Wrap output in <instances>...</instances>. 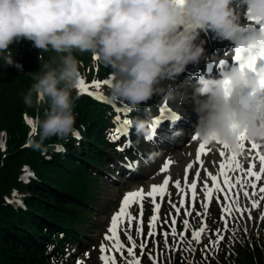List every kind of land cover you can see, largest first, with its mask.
I'll return each instance as SVG.
<instances>
[{
	"label": "clouds",
	"instance_id": "obj_1",
	"mask_svg": "<svg viewBox=\"0 0 264 264\" xmlns=\"http://www.w3.org/2000/svg\"><path fill=\"white\" fill-rule=\"evenodd\" d=\"M239 7L264 26V0H0L2 65L22 69L9 49L21 38L59 56L56 66H42L22 97L23 104L38 113L28 145L38 151H62V145H45V141L53 137L66 141L78 134L73 108L79 93L73 92L81 77L74 51L90 53L110 67L111 98L138 111L141 104L170 91L172 84L164 82L175 81L186 65L204 56V42H196L197 25L219 41L234 39L240 28ZM182 25L191 26V31ZM260 50H264V31L259 28L236 41L234 57L247 59ZM262 79L264 64L259 61L255 72L243 71L236 61L218 79L201 78L194 93L198 121L193 136L235 149L237 133L243 132L249 142L264 144ZM129 123L138 135L145 132L146 121Z\"/></svg>",
	"mask_w": 264,
	"mask_h": 264
},
{
	"label": "trees",
	"instance_id": "obj_2",
	"mask_svg": "<svg viewBox=\"0 0 264 264\" xmlns=\"http://www.w3.org/2000/svg\"><path fill=\"white\" fill-rule=\"evenodd\" d=\"M73 55L86 84L111 79L113 70L90 53L74 51ZM43 65H22L19 70L0 66V264H76L77 259H68L67 254L76 246L83 249L79 226L86 220L83 214L93 212L94 170L104 168L110 159L104 151L112 150L117 157L127 152L120 150L122 136L110 139L120 127L116 108L124 102L97 97V89L109 94L108 85L103 83L99 88H89L92 95L73 92L74 96L79 93L73 108L78 137L45 141V145H62L64 150L38 151L28 145L31 125L27 120H33L38 113L35 107H26L22 97ZM44 107L39 109L41 118ZM132 117L146 120L143 112L134 111ZM209 222L200 244L192 245L196 251L184 252L187 246L181 244L180 250L169 252V264H264L263 227L250 240L240 230L230 228L235 238L226 232L218 250L202 253L209 239H215V230L223 229L219 216L213 215ZM158 236L159 252L164 254V240L161 233Z\"/></svg>",
	"mask_w": 264,
	"mask_h": 264
},
{
	"label": "rangeland",
	"instance_id": "obj_3",
	"mask_svg": "<svg viewBox=\"0 0 264 264\" xmlns=\"http://www.w3.org/2000/svg\"><path fill=\"white\" fill-rule=\"evenodd\" d=\"M204 30L209 31L206 28H204ZM200 33L201 32H199V34ZM212 42H216L217 44L226 43V41H219L218 39L214 38L212 39ZM9 49L13 54L14 61L26 67H28L32 63L50 64L59 61L58 54L53 50L49 49L47 52H43L42 50L35 48L32 41L23 38H21L19 42L14 41L13 44L9 46ZM202 62V60H199V62L189 63L188 65H186L185 70L194 68L206 70L207 65L205 64V62ZM190 64L193 66H191ZM0 66L4 68L5 65H2V62H0ZM185 70L175 81L164 82L165 85H168L169 83L172 84L169 92L161 95H156L146 104L140 105L138 112H143V114L146 115L148 123L150 116L155 114L162 103H167L168 106H170L174 111L178 112L180 116L183 115V113L180 112L181 106L176 105L175 102L171 101L167 97H174V99H179V101H188V96H190L191 93H193L192 95H194L195 89L199 86L198 80L195 77H191L190 74H187ZM94 94L102 99H106L109 101L111 100V96L102 89H97ZM184 106L188 110V119H192L194 122H197L198 114L196 113V111L191 106ZM116 112L117 116L120 117L119 122L121 124V128H124V120L130 121L132 119H135L134 117H132V113L134 112V110H131L130 106L126 103H124L120 108H116ZM179 123L172 129V132H161L153 142H145L143 140L147 135L146 130H149L150 125L145 129V132L143 134L138 135L136 133V130H134V137H132L126 134L129 133L130 129L132 128L129 123L128 126L130 127L125 131V133L121 134V136L125 139L123 143V149H126L129 154H127L126 152L125 154H122V157H117L112 154V150L109 151L108 149V151H104L105 154H108L110 159L106 161L107 164L104 168L94 170L95 176L93 179L96 181L92 186V190H94L93 193L96 196V200L93 202V206H91L93 212H91L90 214L84 213L83 217L86 220H84L83 223L79 226V231L81 232L82 237L81 244L83 249L77 246L73 247L71 250L72 253L67 254L68 259H77L76 264L77 261H83V264H103V262L100 260V245L103 243L106 247L110 246V242L105 240L104 237L106 234L111 235L107 231L110 226L111 217L113 216V214L118 212L124 195L126 193L136 191L137 189H143L144 192L147 193L148 191H150H146L148 185H160V182L162 183L166 176L170 179L168 185V192L170 193V196H165L164 200L161 202V208L159 212L160 218L157 221L156 227L157 235L155 237H148L147 235L149 231V219L153 214V205L151 202V198L147 196L143 201V234L137 236L135 231L136 220L139 219V205H132V207L130 208V213L134 218H136L133 221V226L129 228L126 220L123 224L119 225L118 231L121 243L125 245V248L130 247L131 245L127 242L126 233L132 235L133 239L137 243V248L135 249V254L137 257L141 256L139 248L140 243L147 240V247L145 248L144 255L141 258L142 264H145L146 262H148V264H151V261L149 260V254L157 258V264H169L170 251L165 248V244L163 245L165 248L164 254L162 256H157L160 248L158 233H161L164 240L163 233L165 231L170 233L171 220L173 217H176L177 220L176 230L178 234L184 231L183 220L185 218L189 219L191 227L189 228L188 232L185 233V242L182 243L185 246H187L186 238L188 237L189 240L191 239V231L198 230L201 226V222L208 225L210 224L209 221L213 215H217L219 216V218L221 217V204L217 203L215 196H213L211 201L208 203L207 212L205 213V209L201 206L202 203L205 202V197L203 192L200 191L203 183L207 178V175H215L218 167V165H216V159L221 156L219 155V152L216 148L212 151H207V153L204 154L206 157L201 158V160L203 161V166L201 167V165H199L195 160V147L198 146V140H192L195 128L194 126L188 124L189 121L188 123H184L180 120ZM142 135H144V137ZM125 145L129 146L125 147ZM185 150L186 152H189V154H191V159L193 158L192 161L194 162L192 167V174L188 179L189 183H191V181L194 179L196 171H200V178L197 181V195L194 204L192 206L188 205V194L185 197V208L192 212V215L190 217L184 216V209H182L181 213L177 215L175 209L172 208L171 204L169 203V200H171L172 203H175L177 206H179L180 195L177 193V189L174 185L176 181H180L181 187L184 186L185 170L183 169V167L180 166L175 168L173 171H166L164 173L159 172V169H161L162 165L165 162L170 161L169 158L173 157L174 155H177L176 157L180 158L184 155ZM185 161L186 160L183 161L180 158L178 164L180 165ZM130 162L134 164L135 167L127 169L129 168L127 165ZM256 163L258 166L259 162ZM208 182L209 186H211L210 180ZM258 186H264V184L258 183ZM248 190L249 192H251L250 188ZM259 195L260 194H258L255 199H259ZM157 203H160L158 202V197ZM240 206L242 208H249L253 219L248 220L246 218L247 213L244 214V219L240 218V213H233V218L229 219L228 233L235 238V231H232L233 229H230L235 228L237 230H240L242 234H246V236H248L250 240L253 235L256 234L260 227L264 228V220L260 219L261 214L264 213V201H261L258 208L252 209L250 202L241 194ZM197 212H200L201 215L197 216ZM221 224L222 228L224 229V222L222 220ZM223 229L221 232H223ZM245 229H247V232H245ZM225 233L226 232H224L223 234ZM169 237L168 241H170V244L173 245V238L171 235H169ZM194 243L195 242L193 241L192 245ZM107 254L111 255L112 253ZM115 255L117 258V264H120L121 259L119 253H115Z\"/></svg>",
	"mask_w": 264,
	"mask_h": 264
},
{
	"label": "snow or ice",
	"instance_id": "obj_4",
	"mask_svg": "<svg viewBox=\"0 0 264 264\" xmlns=\"http://www.w3.org/2000/svg\"><path fill=\"white\" fill-rule=\"evenodd\" d=\"M250 19L255 23H258L254 17L250 16ZM260 30L264 31V26H261ZM93 59L95 58L93 57ZM234 60L240 64L243 71L255 72L257 70V61H259L261 64H264V50L253 53L247 59L237 54L234 57ZM109 81L110 80L106 79L103 81H93L91 84H86L85 81L80 78L77 83V89L80 93H87L88 95H92V93L89 91L90 87L99 88L101 86V83L109 85ZM261 87L264 88V79L261 80ZM166 111V108L160 109L161 118H163ZM174 118L178 119V117ZM116 119L119 120L120 117L117 116ZM27 123L29 125H32V120H27ZM153 123H159V120H156ZM128 124L129 121L124 120V128L118 127L116 129V134L114 136H110V139H119L120 135L125 133ZM29 135H31V132L29 133ZM75 135L78 137V134ZM192 140H198V138L192 136ZM237 140L238 143L235 149H228L226 148V146L221 145L218 141L200 142L199 148L195 153V160L202 167L203 161L201 160V156L206 154L209 150L206 148V146L214 143L219 146V155L223 158L219 164L218 173L215 175L208 174L200 191L203 192L205 197V202L201 205L205 209V213L207 212L208 203L211 201L213 196H215L217 203L221 204L222 215L220 219L224 222V229L223 232H221L219 229L216 230V232L214 233L215 239H209L208 244L205 245V248L201 250L202 253L204 251L212 252L219 249L221 241H223L225 238L223 233L229 231V219L233 218V213H240L241 219H244V214L247 213L246 218L248 220L253 219L250 209L246 207L242 208L240 206L241 194L250 202L252 209L258 208L261 201H264V186H258V183L264 184V144L249 142L243 132L237 133ZM246 144L250 145V147L246 146ZM127 146L129 145H125V147ZM2 147L3 144L2 142H0V148ZM120 150L123 151V147ZM57 151H61V149L58 148ZM241 156H244L249 161L246 166L241 163L239 159V157ZM256 161L259 162L258 166ZM127 166L129 168L135 167V165L131 162ZM169 167L170 162H165L160 171L166 172ZM192 167V164H188L187 168L185 169L183 187H181L180 181L175 182L174 186L177 189V193L180 195L179 206L169 200V203L171 204L172 208L175 209L177 215H179L181 213V210L184 209L185 217H190L192 215V212L185 208V197L188 193H190L192 200L195 201L197 195V181L200 178V171L197 170L194 179L191 181V183H189L188 169H191ZM25 171L27 172V169ZM233 173H239V175L233 176ZM29 175L31 174L29 173ZM209 180L211 186H209ZM169 182L170 179L166 176L160 185H153L151 187V190L147 193H145L143 189H140L138 191L126 193L124 195L119 210L117 213L113 214L110 226L107 230L111 235L106 234L104 237L105 240L110 242V246L106 247L103 243L100 245V260L103 262V264H117L115 253H119L120 259L123 261V264H142L141 258L144 255L145 248L147 247V240L140 243L139 248L141 256L137 257L135 254L137 243L133 239L132 235L126 233L127 242L131 245L130 247L125 248V245L121 243L118 231L119 225L123 224L126 220L129 228H131L133 226V221L136 218H134L130 213V208L132 207V205H139V219L136 220L135 231L137 236L143 234V201L147 196L151 198V202L153 205V214L149 219V231L147 235L148 237H155L157 235L156 227L157 221L160 218L159 212L161 208V203H157V197H159L160 201L162 202L165 196H170V193L168 192ZM249 188L251 189V192H249ZM258 194H260L259 199H255ZM15 196L16 193L13 192V197ZM16 202L18 204L20 203L19 200H17ZM196 215L200 216L201 213L197 212ZM260 219L264 220V213L261 214ZM176 223V217H173L171 220L170 233L167 231L163 233L165 248L170 252L180 250L181 244L185 242V233L188 232L189 228L191 227L189 219L185 218L183 220L184 231L178 234L176 230ZM206 229L207 225L201 222V226L198 230H192L191 239L187 241V247H184L183 251L194 253L196 249L192 247V242L194 241L197 245L200 244L202 235L206 232ZM245 232H247V229H245ZM169 235H171L173 238L174 246L172 247H170L168 243ZM107 253L112 254L109 255ZM162 255L163 253H157V256ZM204 258L207 259V256H205ZM149 260L151 261V264H157V258L153 257L151 254H149ZM77 264H83V261H77Z\"/></svg>",
	"mask_w": 264,
	"mask_h": 264
},
{
	"label": "bare ground",
	"instance_id": "obj_5",
	"mask_svg": "<svg viewBox=\"0 0 264 264\" xmlns=\"http://www.w3.org/2000/svg\"><path fill=\"white\" fill-rule=\"evenodd\" d=\"M241 9H242V7H239V8H237L236 9V11L239 13V15H240V19L243 17L242 16V13H241ZM212 36H213V34L211 33V31L209 30V31H206V30H203V31H201V33H200V35H199V38H198V40L196 41L197 43H199L201 40L204 42L203 43V47H204V56L200 59V60H202L203 62H205V64L206 65H209V64H211L212 65V71L211 72H208V71H204L203 69H200V68H194V69H189V70H185L186 71V73H190V72H193L194 70L196 71L195 73H198V74H200V76L202 77V78H206V79H212V78H214L215 77V73H217V72H223L226 68H228V67H230V66H233V64H232V62H231V58H232V52H231V49H230V42H229V40L227 41V40H225L226 41V43H224V44H217L216 42H212ZM199 62V61H198ZM202 62V63H203ZM191 65V64H190ZM191 66H193V65H191ZM200 67V66H199ZM218 76H220V75H218ZM188 92V91H187ZM193 93H191V95L190 96H188L189 97V100L188 101H186V100H180L179 101V99H174V97H171L170 98V96H168L167 98H169L171 101H173V102H175V104L176 105H178V106H181V109H180V112H182L183 113V115H182V121L184 122V123H188V121H189V123L188 124H190L191 126H194V128H195V126H196V124H197V122L195 121H193L192 119H188V110H187V108L184 106V105H188V107L189 106H191L193 109H195V97H194V95H192ZM174 99V100H173ZM200 99H203L202 97H200ZM191 101V102H190ZM185 103H187V104H185ZM180 108V107H179ZM187 111V112H186ZM181 121V122H182ZM191 122V123H190ZM180 124V123H179ZM175 126H171V127H169V128H167V132L169 133V132H172V129L174 128ZM195 130V129H194ZM199 144H200V141L198 140V146L197 147H195L196 148V151H197V149L199 148ZM246 146H248V147H250V145H247L246 144ZM206 148L207 149H209L208 151H212L213 149H217V151L219 152V146L218 145H216V144H214V143H212V144H210V145H207L206 146ZM187 151H189V150H187ZM192 152H195V151H192ZM191 152V153H192ZM193 154V153H192ZM194 155V154H193ZM177 155H174L173 157H171V158H169V162H170V167H169V169L167 170V171H173L175 168H177V167H183V169L185 170L186 168H187V165L188 164H192L193 165V161H192V159H191V154H189V152H186V150H185V153H184V155L182 156V157H180L181 158V160H186L184 163L182 162L180 165L178 164V161H179V159L180 158H178V157H176ZM179 156V155H178ZM193 157V156H192ZM204 157H206L205 155H202L201 156V158H204ZM222 157L220 158V157H218L217 159H216V165H218V167H217V170H216V173L215 174H217L218 173V171H219V164H220V162L222 161ZM239 159H240V161H241V163L242 164H244L245 166L247 165V163L249 162L244 156H241V157H239ZM256 162H258V161H256ZM213 165H214V163H213ZM163 166V165H162ZM245 170H246V168H245ZM159 172L160 173H164V172H161L160 171V169H159ZM191 174H192V168L191 169H189V173H188V179H189V177L191 176ZM234 174V176L235 175H239V173H233ZM162 176V175H161ZM156 178V177H155ZM160 184H161V182H160ZM151 187H152V185L150 184V185H148V187H147V190L146 191H148V190H151ZM138 190V189H137ZM136 190V191H137Z\"/></svg>",
	"mask_w": 264,
	"mask_h": 264
}]
</instances>
